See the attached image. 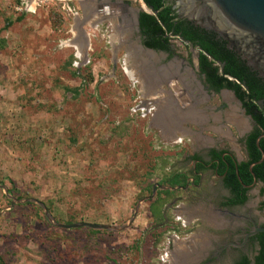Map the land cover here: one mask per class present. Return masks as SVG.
<instances>
[{
  "label": "rangeland",
  "instance_id": "rangeland-1",
  "mask_svg": "<svg viewBox=\"0 0 264 264\" xmlns=\"http://www.w3.org/2000/svg\"><path fill=\"white\" fill-rule=\"evenodd\" d=\"M129 3L0 0V264H174L167 252L180 243L191 250L180 264H224L212 242L229 231L207 204L219 180L163 189L178 172L193 178L195 145L184 137L197 125L177 121L186 133L166 138L152 98L126 73L111 19L140 8ZM78 34L89 36L85 57L69 44ZM78 222L113 228L59 225Z\"/></svg>",
  "mask_w": 264,
  "mask_h": 264
},
{
  "label": "flooded vegetation",
  "instance_id": "flooded-vegetation-1",
  "mask_svg": "<svg viewBox=\"0 0 264 264\" xmlns=\"http://www.w3.org/2000/svg\"><path fill=\"white\" fill-rule=\"evenodd\" d=\"M115 2L122 8H129L130 6L129 0H115ZM164 2L165 5L171 6V14L173 16L171 21L174 25L171 30L165 29L164 32L163 37L167 39L168 49L148 47L144 44L145 36L142 33L140 25L142 13L145 12L156 16L159 12L152 6H149L144 0H139L140 8L133 10L132 13H129V16L127 14V17L123 18L119 16L118 18L119 25H121L122 28H125V19L135 24L133 38L130 41L137 42L140 47L143 46L145 48H141L143 51L145 50V52L148 51L147 53L152 54V59H150L147 68L158 78L155 81L157 85H155L154 91L160 90L162 95L165 94L163 96L164 98H169L168 104H166L169 105V107L177 110V112L179 110H181V112L185 111V113H178L177 121L182 120L183 122L186 121L184 124L194 123L197 125V130H192L191 128L192 131H189L192 136L188 135L184 137L185 139L191 138L195 145V151L191 153L189 158L192 162L191 173L193 178L190 180L187 174L178 172L174 175H179L178 182L175 185L169 184V186L163 189L166 193H171L172 191L187 189L190 186L199 187L203 183L205 175H213L219 180L221 192L218 190L213 192L214 195H219V199H217L216 202L212 201L213 199L207 198L209 201L207 204L211 206L212 209L211 212H209L210 214H208V218L209 220H215L216 224L220 227H224V230H228L229 236L225 239L221 236H217L216 239H213V245L212 243L211 245L215 247V250L211 257H214V260L224 264H237L243 257H247L251 263L254 264L255 257L260 249L258 240L259 233L248 237L246 241L244 240L255 225L264 226V180L256 176L254 171L252 173L253 166L259 163L254 162L250 165L249 169L253 176V180L251 183L244 184L242 187V189L247 190L245 193L247 199L243 203L229 202L227 204L228 200L236 196L231 188L225 185V177L227 174H219V170L224 167L221 162H226L225 165H227V167L231 166V163L234 162L236 168H238L241 162L250 159L248 143L250 136L256 132L257 122L253 116L248 113L247 108L244 107L243 101L238 97L234 89L225 86L216 89L214 85L209 82L207 74L201 69V54L203 53L208 56L209 60L212 61V65L218 69L220 75L230 81L240 84L245 91H247V88L238 78L224 73V63L212 59L211 56L202 50L198 43L186 39L181 31H175V28L179 27L182 31L191 30L199 36L205 34L204 32L214 34L216 39L224 41L226 47L233 51L239 59L244 61L246 66L255 72L256 76L260 78L262 82H264V78H262L257 71L248 66L247 62L234 49L230 48L228 42L221 38L216 32L205 29L195 21L184 17L178 4L179 0H164ZM135 34H137L136 38H134ZM177 47L179 49L182 48L184 51L189 50V55L186 58L180 57L176 54L178 51ZM143 72L145 71L143 70ZM246 93L248 96V91ZM159 97L161 98V100L158 99L159 102L163 104L164 102L162 101L164 98L162 99V96ZM213 100H218L219 102L214 104ZM245 100L250 101L247 97ZM262 102L264 101H259L261 104ZM161 104L160 107L162 108ZM157 105L158 103L152 107L154 113L156 108H160ZM184 124H182L181 127ZM228 124L235 130L233 128L232 130ZM208 127L217 131L218 136L216 138L205 134L204 129ZM185 133L186 131H183V134ZM263 138L264 131L257 137L256 145L257 140L259 139L261 141ZM235 145L239 149L235 147ZM262 157L263 153L261 158ZM262 162H264V159ZM160 187L161 185L157 184L156 190L157 188L161 189ZM252 191H255L258 200H256V196L254 200L251 199L250 192ZM197 204L198 203L195 202V206L198 208L199 206ZM193 212L195 213V210ZM197 250L200 252L201 248ZM205 252H208V250ZM209 262L210 260L203 264H208Z\"/></svg>",
  "mask_w": 264,
  "mask_h": 264
},
{
  "label": "trees",
  "instance_id": "trees-1",
  "mask_svg": "<svg viewBox=\"0 0 264 264\" xmlns=\"http://www.w3.org/2000/svg\"><path fill=\"white\" fill-rule=\"evenodd\" d=\"M149 6H152L159 12L157 15L149 13H142L140 19V25L142 33L145 36L144 44L148 47H154L159 49H168L167 39L164 38V32L173 28L171 19L172 10L171 6L165 5L164 0H144ZM10 23V22H9ZM8 23V25H9ZM175 31H181L183 36L195 43H198L202 50L206 52L212 59L224 63L223 71L236 78H238L247 88V91L243 90L240 84L230 81L224 76L218 73V69L212 65V61L209 60L208 56L201 54V69L207 74L209 82H211L216 89L221 87H229L236 91L238 97L243 101L244 107L247 108L257 122V129L254 134L250 136L248 147L250 150V159L243 161L236 168V164L233 162L231 166L227 167L226 162H221L224 167L219 170V174L226 173L225 185L230 187L232 192L235 194V198L228 200L231 203H243L247 199L246 189H242L244 184L251 183L253 176L250 171V165L260 160L262 156L261 150L256 145V139L264 131V82L256 76L249 67L246 66L245 62L239 59L236 54L226 47V43L222 40L216 39L214 34L204 32L201 36L193 33L191 30L182 31L181 28L176 27ZM249 98L250 101L245 99ZM260 146L264 150V138L260 141ZM253 171L259 178L264 180V162L253 166ZM179 175L172 178L170 185H175L178 182ZM258 240L260 249L255 257L254 264H264V232L258 234ZM0 260L2 258L0 257ZM2 264H4L2 262ZM237 264H252L247 257Z\"/></svg>",
  "mask_w": 264,
  "mask_h": 264
},
{
  "label": "water",
  "instance_id": "water-1",
  "mask_svg": "<svg viewBox=\"0 0 264 264\" xmlns=\"http://www.w3.org/2000/svg\"><path fill=\"white\" fill-rule=\"evenodd\" d=\"M178 4L184 17L195 21L205 29L216 32L247 62L248 66L264 78V0H179ZM141 48L145 49L143 46ZM259 139L257 146L262 151L263 157L256 163H261L264 159ZM153 191L155 193L156 185ZM59 225L63 228H113L90 222ZM260 232H264V226L255 225L244 241ZM202 255L204 254L195 250L191 258L195 259L197 256V259H201Z\"/></svg>",
  "mask_w": 264,
  "mask_h": 264
},
{
  "label": "bare ground",
  "instance_id": "bare-ground-1",
  "mask_svg": "<svg viewBox=\"0 0 264 264\" xmlns=\"http://www.w3.org/2000/svg\"><path fill=\"white\" fill-rule=\"evenodd\" d=\"M88 8V6H87ZM115 16V15H114ZM104 18V17H103ZM108 19V18H107ZM111 19V18H110ZM112 24L114 25V34L111 37V41L113 44H127L126 45V57H125V71L129 75L132 80H136L141 83L143 89V96L150 97L151 102L149 104L155 105L158 103L157 106L160 107V103L158 100V95L161 94L160 90L154 91L155 82L158 78L152 72H150L147 66L150 63V59H152V54L145 52L141 49V47L137 44V42H131L134 34V23L127 21L125 19V28H122L116 20V17H112L111 19ZM77 25V24H76ZM93 25H95L93 23ZM82 34H78L76 39L69 44L74 46L77 49V54L79 57H85V50L89 48L90 43L88 35L81 36ZM143 70L145 72H143ZM142 73V75H141ZM169 99V98H168ZM168 99L165 97L162 102V108H158L156 114L154 115V123L157 127H159L163 133V135L171 140H179L180 137H177V132L180 131L183 133V128L180 127L178 124V112L177 110L169 107ZM166 102V103H165ZM155 103V104H154ZM151 106V105H150ZM147 107V106H146ZM196 115V114H195ZM193 116V115H192ZM197 116V115H196ZM185 222L188 221L189 218L184 215ZM201 240V238L199 239ZM203 242V241H202ZM176 250L167 252V258L171 259V261L175 263H181L182 258L188 259V254L191 251L190 249L181 246V243L176 246ZM190 250V251H189ZM175 252V253H174ZM184 261V260H183Z\"/></svg>",
  "mask_w": 264,
  "mask_h": 264
}]
</instances>
